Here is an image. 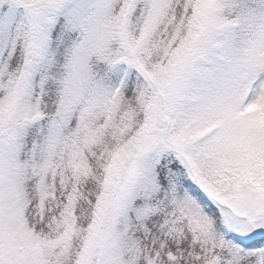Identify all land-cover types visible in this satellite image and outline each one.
<instances>
[{
  "label": "snow or ice",
  "instance_id": "snow-or-ice-1",
  "mask_svg": "<svg viewBox=\"0 0 264 264\" xmlns=\"http://www.w3.org/2000/svg\"><path fill=\"white\" fill-rule=\"evenodd\" d=\"M0 264H264V0H0Z\"/></svg>",
  "mask_w": 264,
  "mask_h": 264
}]
</instances>
